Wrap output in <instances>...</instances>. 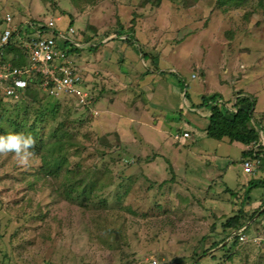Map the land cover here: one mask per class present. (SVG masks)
<instances>
[{
  "label": "rangeland",
  "instance_id": "obj_1",
  "mask_svg": "<svg viewBox=\"0 0 264 264\" xmlns=\"http://www.w3.org/2000/svg\"><path fill=\"white\" fill-rule=\"evenodd\" d=\"M153 1L0 0V31L6 14L36 27L52 24L66 30L72 24L85 43L109 32L118 36L123 28L133 31L137 49L161 56V67H176L191 87L218 86L220 75L234 85L264 78V0L262 5V0ZM92 54L87 52L86 61L76 55V64L95 96L98 116L64 97L39 93L38 101L18 105L0 97L5 130L27 135L33 128L39 151L53 147L56 156L66 158L59 173L46 179L38 173L42 159L37 149L28 166H20L11 154L0 155V264H264V243L226 241L227 250L222 244L214 247L241 204L215 176L201 175L205 169L195 154L190 166L175 172L142 138L131 131L121 135L113 130L115 121L103 119L100 95L104 89V99H110L107 88L116 87L122 76L113 64L101 71L90 67L96 64ZM192 73L199 78L192 80ZM60 144L61 152L55 149ZM171 148L185 160L184 148L182 153ZM230 149L239 169L240 150ZM235 175H227L231 187ZM262 192L254 189L251 197ZM250 230L264 236L255 223Z\"/></svg>",
  "mask_w": 264,
  "mask_h": 264
},
{
  "label": "crops",
  "instance_id": "obj_2",
  "mask_svg": "<svg viewBox=\"0 0 264 264\" xmlns=\"http://www.w3.org/2000/svg\"><path fill=\"white\" fill-rule=\"evenodd\" d=\"M100 36V39L96 38L99 41L96 44L97 47H93V51L86 47L80 54L84 55V61H86L87 52L95 53L92 55L95 57L96 64L89 65L90 67L95 66L98 71H101L106 68L104 67L106 64H113L119 76H122V81L117 83L116 87L107 88L109 91L105 96L111 93L110 99H104V89L99 98L103 107L101 111L103 119L115 121L113 130L124 136L129 135L128 131H131V134L142 138L147 147L163 161L162 164H168L175 169V172L181 166L185 168L190 166L192 164L190 155L195 154L196 158L202 161L205 169L201 175L215 176L214 180H219L225 190L239 192L241 196H244L252 181L264 180V157L260 171L248 174L243 166L245 161H243V156L249 153L245 145L230 142L228 139L218 141L208 137L213 104L210 100L211 96L219 95L218 102L226 103V106L232 110L235 109L238 93L242 92L243 95L252 96L256 101L253 112L264 141V78L252 85L243 81L234 85L228 81V77L223 78L220 75L216 80L218 86L208 88L206 83L204 85L194 83L191 87L176 67H161V56L152 59L147 51L137 49L136 42L129 46L124 41L125 35L121 37L110 35L104 39L102 38L104 35ZM137 40H139L138 37ZM102 46H104L103 49ZM129 52H132L133 57L128 55ZM140 63H142V68L138 66ZM103 78L105 82L109 80L106 77ZM198 78L193 79L191 76L192 80ZM230 87L234 88L231 92ZM205 99L208 100L207 103ZM141 104V108L139 107L137 111L135 107ZM183 132H189L190 138L179 142L177 135ZM171 146H174L179 153H182L184 148L187 151L185 160L175 155ZM232 147L240 150L239 169L233 165L236 162L231 159L230 148ZM169 150L173 153H168ZM197 151L203 153L202 157ZM219 151H224L225 154L222 157L218 156ZM232 173L236 174L235 187L229 186L227 182L231 179ZM229 174L230 178L227 176ZM256 189H262L263 192L256 198H252L251 193L250 203L246 205L245 210L252 208L261 209V212H264V188ZM261 220L259 226L264 228V219Z\"/></svg>",
  "mask_w": 264,
  "mask_h": 264
},
{
  "label": "built area",
  "instance_id": "obj_3",
  "mask_svg": "<svg viewBox=\"0 0 264 264\" xmlns=\"http://www.w3.org/2000/svg\"><path fill=\"white\" fill-rule=\"evenodd\" d=\"M3 21L5 28L0 31V97L12 104L20 103L27 98L28 88L33 87L48 98L71 99L98 116L94 108L95 96L77 67L76 55L71 53L72 49L89 46L78 39V32L73 27L62 30L52 24L40 25V28L32 22L23 25V22L17 23L11 14L4 15ZM46 32L51 35L44 36ZM13 36L25 59L19 66L13 63L14 55L9 52ZM192 78L197 76L193 74ZM187 138H190L189 132L177 135L179 142ZM260 146H264L262 136L259 142L247 145L246 151L256 152ZM243 166L246 173L255 174L260 171L262 160L248 158ZM228 243L260 245L264 243V236L251 235L250 227L244 226L229 236ZM152 264L158 262L154 260Z\"/></svg>",
  "mask_w": 264,
  "mask_h": 264
},
{
  "label": "trees",
  "instance_id": "obj_4",
  "mask_svg": "<svg viewBox=\"0 0 264 264\" xmlns=\"http://www.w3.org/2000/svg\"><path fill=\"white\" fill-rule=\"evenodd\" d=\"M148 3H152L155 4L156 2H154L153 0H146ZM224 1V0H222ZM230 2H248L249 0H229ZM263 3V0L261 1V5ZM73 25L71 24V27ZM40 28V27H39ZM47 30V26L44 27ZM127 34L128 38L124 39V41L129 45H134L135 42V37H134V33L133 31H126L123 28H121V31H118L117 34L118 37L124 36L123 34ZM111 32L104 34V36L102 37L103 39L110 36ZM101 37V36H100ZM96 38H91L88 39L86 38V45H89L87 48L90 50H94L93 47H97L96 44H93L92 42H94ZM81 40H84L83 38H81ZM19 42L14 39L11 41V46L9 47V52L10 54L14 55V60L13 63L15 65H22L25 62L24 56L21 53V50L16 46ZM16 44V45H15ZM15 45V48H13L12 46ZM83 49H72L71 53L78 55L81 53ZM146 55V54H143ZM151 56V55H150ZM151 58L153 59V56H151ZM39 92L37 89L30 87L27 90V98L20 102H29V101H38L39 100ZM218 96L217 94L211 96L210 100L213 102L212 104V115L210 118V125L208 128V137L214 140H218V141H222L223 139H228L230 142H238L241 143L245 146L250 145L252 143H257L260 141V129L256 124L255 121V117H254V107L256 104L255 99L248 95L245 94L243 95L242 92H239L237 95V102L235 104V111L229 109L226 106V103H221L218 102ZM207 99H205V103H207ZM20 103H16L14 105H18ZM204 103V104H205ZM86 110V108H85ZM34 129H31V135L34 137V139L36 138V134H34ZM10 134V132H8L7 130H5L2 125H0V135H7ZM36 140V139H35ZM38 145L36 144L35 149H37ZM51 150H49L48 153H42V151H39V149H37V153H40V158L41 160V165L38 168V173L40 175H42L44 178L48 179L51 176L57 175L60 171V167L61 165L64 163V161L66 160V158L60 156V155H55V151L52 150L54 149L53 147L50 148ZM56 150H59L60 152L63 149V145L60 144V147L56 146L55 147ZM264 157V147L260 146L256 152L252 151L249 152L247 154H245L243 156V161L251 158V159H261L263 160ZM75 171L73 170H69V172H73ZM70 173V174H71ZM75 176V175H74ZM73 178L72 180L74 181L75 177H71ZM80 179L77 180V182H79ZM82 181V180H81ZM92 182V181H91ZM90 183V182H89ZM81 185V184H80ZM87 187V183L84 184ZM79 187L81 190V192H83L85 186ZM259 187H263L264 188V180H255L252 181L250 183V185L248 186V189L246 190L244 196H241V194L239 192H234L231 191L230 189H226V192H228L229 194H231L233 199H238L240 200V204H241V208L238 209V211L230 218L227 219L226 223H224L223 225V233H225V237L221 240V241H217V243H215L214 247H218L219 245L222 246L225 244L226 241H228L229 236L234 232L239 230L240 228L244 227V226H251L253 223L257 225H259L262 220L264 219V212H261V209H257L256 211H254V213H250V209L245 210L243 208V205L246 203L249 204L251 200L250 199V194L252 193V191L256 188ZM81 195L83 196V194L81 193ZM257 216V217H256ZM264 232V231H262ZM261 233V232H259ZM263 234V233H262ZM264 235V234H263ZM222 244V245H221ZM234 246H239L237 243L233 244ZM244 246V245H242ZM213 247V248H214ZM224 250H227V246L224 245L222 247ZM231 250V249H230ZM212 251V249H210L209 251H207L206 253H204L203 257L205 258L207 256V254H209ZM215 254H212L211 257L214 258Z\"/></svg>",
  "mask_w": 264,
  "mask_h": 264
},
{
  "label": "clouds",
  "instance_id": "obj_5",
  "mask_svg": "<svg viewBox=\"0 0 264 264\" xmlns=\"http://www.w3.org/2000/svg\"><path fill=\"white\" fill-rule=\"evenodd\" d=\"M36 140L31 134L0 135V155L11 154L20 166H28L36 156Z\"/></svg>",
  "mask_w": 264,
  "mask_h": 264
}]
</instances>
